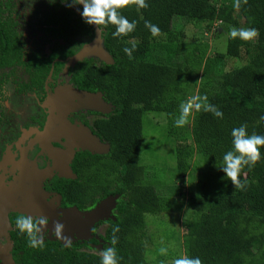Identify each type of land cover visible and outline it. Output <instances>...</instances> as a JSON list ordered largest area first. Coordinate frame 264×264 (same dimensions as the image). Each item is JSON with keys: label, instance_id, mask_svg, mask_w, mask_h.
Here are the masks:
<instances>
[{"label": "trees", "instance_id": "trees-1", "mask_svg": "<svg viewBox=\"0 0 264 264\" xmlns=\"http://www.w3.org/2000/svg\"><path fill=\"white\" fill-rule=\"evenodd\" d=\"M146 3L148 8L129 5L119 9L129 21L137 22L135 30L128 35L114 37L116 25L111 23L100 26L102 45L111 56L110 62L97 65L88 59L79 63L74 74L81 90L100 93L114 107L112 113L95 121L96 129L91 131L110 145L108 158L96 154L103 168H97L92 180L94 195L103 192V196L108 194L106 198H115L114 216L108 218L110 226L103 251L114 247L119 264H147V246L142 237L148 226L146 215L166 210L169 201L161 197L157 184L148 178L140 162L145 117L165 113L175 122L180 116V105L193 94L189 92L193 73L202 70L208 79L199 88L197 102L215 106L223 112V118L201 108L192 111L188 123L180 127L181 133L169 129L175 140L180 177L192 175L199 163L214 169L208 172L207 181L198 190L189 192L187 206L191 215L184 223L185 257H199L203 264H264V146L260 148L261 160L241 171V181L247 182L244 190L235 189L222 171L224 154L234 151L233 128L246 125L249 135H264V119H261L264 117V0H248L247 4L241 0L239 9L233 6L234 0H146ZM5 11L0 1V96L17 64H24L30 70L35 66L30 82L22 84V89L41 84L50 69V59L41 60L37 56L31 62L23 59L20 35L12 16L3 17ZM67 12L62 19L59 16L52 22L61 19L62 25L56 31L69 45L77 35L94 36L93 25ZM176 16L203 21L206 31L216 30L219 35L222 33L219 26L230 31L233 27L240 28L243 20L244 28L258 31V40L252 43L239 37L233 39L229 34L223 52L208 54L207 41L186 42L179 38L172 27ZM145 21L157 25L160 34L153 36ZM133 44L135 48L129 58L124 48L132 49ZM244 51L245 63L226 69L217 83L210 84L208 80L218 64L226 57L243 58ZM158 52L161 56L156 60L153 55ZM7 67H13L12 73L4 72ZM204 97L207 101H203ZM111 176H116V181ZM89 184L82 177L79 181H55L53 185L61 192L64 202L82 207L88 196L93 195L88 193L92 187ZM18 217L12 218L13 224L16 225ZM116 228L119 230L114 233ZM113 235L117 238L115 244H112ZM12 239L16 245L13 260L17 263L101 264V254L79 250L88 243L64 244L59 239H45L42 247L33 248L17 226Z\"/></svg>", "mask_w": 264, "mask_h": 264}, {"label": "rangeland", "instance_id": "rangeland-1", "mask_svg": "<svg viewBox=\"0 0 264 264\" xmlns=\"http://www.w3.org/2000/svg\"><path fill=\"white\" fill-rule=\"evenodd\" d=\"M10 1H12L13 4V8H11V15L17 21V29L25 34L24 39L27 43L28 51L30 52L34 48L39 47L44 51L48 50V46L41 41V38L43 37L40 26L39 24L35 23L33 25V23H31L32 13L29 12L43 13L53 0ZM74 9L77 10L79 8L74 7ZM78 12H80L79 14L81 15L82 11L78 10ZM240 21V28H244L243 20ZM172 25L173 30L178 32L179 38L183 41H207L209 43L208 54H213L217 51L223 52L226 49V43L230 31H228L225 26L218 27L219 32H222L221 35H219L215 32L216 30H214L213 33L206 31L205 22L192 20L185 16H176ZM257 40L258 35L249 42L255 43ZM86 47L87 45H85L83 49ZM243 55V58L226 57L225 61L223 60L220 64H218L215 67L213 76L210 80H208L210 84L212 82L217 83L218 77L226 69L245 63V51ZM160 56L161 55L158 52L153 55V58L157 60ZM110 57L111 56L107 54L104 46L100 43L96 47L86 50L77 60L92 58L95 64L102 65L110 62ZM73 62L74 61H71L70 64ZM15 77L21 80L28 79L27 73L22 69H20L17 75H10L7 78L6 85L3 88V93L0 96V102L3 104L2 110L0 111V169L7 164L4 160L8 161L10 158L9 155H11L15 160H23L25 155L30 154L31 148L28 145L27 147L25 145L29 141L31 130L37 129L38 126L37 124H33L29 118L41 115L40 113L43 112L39 109H46L47 112H51V115L53 113L52 116L50 115V119L47 120V123H49V134L43 144L46 151L48 149L50 153L57 154V157H61L66 153L70 156L72 155L73 150H67L63 153L61 150H57V148H55L51 143V140H53L52 134L58 131L62 122L64 123V126L62 127L63 130L60 131V138H64L66 133H72L75 130V132L68 137V144L70 146L74 145L71 149H74L75 151L78 149L84 150V148L91 149L88 146V142H91L92 140L93 142H91V144L93 146L97 145V140L99 139L91 133V130L87 128L88 131H86V129H83L82 127L81 129L76 125V123L71 122L68 115L70 112L79 113L83 111L111 112V105L101 99L102 96H100V94L96 93L97 95L94 94L93 96H90L91 94H84L90 96V99L86 101V96H81L84 100L82 104V102L79 101L75 95L80 96L81 93L85 92L73 87V85L70 84V74H67V71L63 70L62 75L59 76V80H61L60 82L62 85L56 89L54 94L51 93L48 98L42 101L40 99V95L35 91L27 93H25L26 91H16L14 89L15 84H12ZM207 79V77H204L202 70H195L193 73V81L189 88V92H192L193 94L189 95V99L199 96V88L202 83L206 82ZM68 82L69 84H67ZM60 99H62L61 104ZM100 99L102 103H100ZM39 102L42 103V107H39ZM90 118L94 119L95 117L92 116ZM189 124L191 125V123ZM169 129L176 130L175 134L181 133L180 127H176L175 122L166 117L165 113H151L149 117L148 115L145 117V140L140 154V162L144 166L148 178L157 184V189L161 197H165L166 200L169 201V203H167L168 207L166 210H163L158 214L146 215L148 226L145 233L143 234L142 232V237L144 238L147 246V264H173L175 259L185 257L183 235L186 226L184 223L186 217L191 215V210L187 206L189 192L198 190L201 185L207 181L208 172L214 170L213 168H209L199 163V165H196L195 171L192 172V175L186 174L183 177H180L177 174L178 165L175 151V140L169 135ZM82 136H84V140L86 141L83 140ZM99 142L98 145L102 148L105 143ZM97 147L95 149L92 148L91 150H99ZM14 148L19 149L20 153L12 155ZM106 148L108 147L106 146ZM99 152H102V150L100 149ZM60 162L64 165L65 158L60 160ZM24 172L25 171H23L21 175H23ZM29 172L30 174L28 173L26 177L30 175L29 178L33 180H28L26 184L22 186L19 183L21 177L20 172L18 173L19 177L15 180V182L7 183L6 186L2 184L4 188L8 189V194L10 195L8 197H2L3 199L0 201V256L2 257L1 261L6 259L3 264H10L7 259L11 258L8 253L10 243L7 240H4V232L6 233L10 228L8 214L11 211L25 213L36 218L44 216L43 218L47 220L52 218V222H50V224L48 223L45 227L41 226L43 229V235L47 232H50L51 235L52 232L55 231L54 226L56 222L64 225L62 230L64 236L68 231L70 234L73 232V229H68L69 227L67 225L74 227V223L69 222L70 220H73V216L69 213H72L71 211L74 210L62 211L57 208L58 203L55 204L54 201L53 204L48 202L46 200L48 198V192H46L43 187V180L45 179L46 174H42V172L35 173L36 166L34 169L29 170ZM36 174L40 175V181L39 177L35 176ZM70 174L67 168V172H63L61 175L69 177L68 175ZM2 176L3 173L0 172V179L4 180ZM23 181L25 182V179ZM109 200L110 201L103 200L91 213L89 212L86 215L92 220H97L100 217H104V214H109L115 204V198L111 197ZM100 204L106 206V209L103 210V212H100L98 209ZM96 211L98 212L97 215H95ZM73 213H77L79 218L82 219L81 213L76 211ZM106 226L107 225H102L98 228V235L104 233ZM86 233H88V229L86 230ZM67 237L69 239L72 238L70 235ZM79 237L84 238L85 236L80 233ZM161 248L167 249V253L161 254ZM96 251L101 253L102 250L100 248H96ZM0 264H2V262H0ZM11 264L15 263L12 262Z\"/></svg>", "mask_w": 264, "mask_h": 264}, {"label": "flooded vegetation", "instance_id": "flooded-vegetation-1", "mask_svg": "<svg viewBox=\"0 0 264 264\" xmlns=\"http://www.w3.org/2000/svg\"><path fill=\"white\" fill-rule=\"evenodd\" d=\"M3 3V7L6 9L5 12H2V15L4 18H8V16H12L11 15V8H13V4L12 1L10 0H6V1H2ZM72 0H53L51 1V4H49V7L43 12V13H38V12H29L32 13V20L31 23H33V25L39 24L41 32H42V37L41 41L44 42V44H46L48 47V50L44 51L42 50L40 47L39 48H34L33 50H31L30 52L27 49V43L24 39V33L21 32L19 29H17V21L15 20V18L12 17L13 19V23H14V27L18 33V35H20V41H21V45L23 46V50H24V57L23 59L26 62H31L32 58L36 57L37 58H41V60L43 59H50V69L47 72V74L44 76L43 78V82L41 84L38 85H33L31 87H27L22 89L20 86L22 84L25 83H29L31 80V75L32 72L31 70L35 69L34 67H31L32 69L30 70L29 68H27L24 64H17L14 69L13 67H7L4 72L9 73V71L11 72L12 69L14 70V72L12 73V75H17V73L20 71V69L24 70L27 75H28V79L26 80H21L18 79L17 77H15L14 81L12 82V84H15L14 89L18 92H37L40 95V99L42 101H44L46 98H48L50 96L51 93L54 94V92L56 91V89L58 87H60L62 85V83L60 82L61 80H59V76L62 75L63 70L67 71V74H70V84L73 85V87L81 90L78 86H77V82L74 79V74H75V69L77 68V66L79 65L80 62H84L85 60L88 59H92V58H86V59H79V60H73L74 57L79 54L80 51H82L83 47H85V45H89L91 44L95 37H96V26L93 25L94 27V36H81V35H77L74 37V43L72 45L68 44V40L65 39L63 36L58 35V31H56V28H60V26L62 25L61 23V19L63 15H67V11H70L71 14L75 15L78 18H83L82 15H80L78 12L79 11H83V9L80 7L83 5L80 4H75L73 6H69V4H71ZM9 7V8H8ZM74 7H77L79 9L75 10ZM61 17L60 20L57 21V23L52 22L53 20H56L58 17ZM60 21V22H59ZM101 28V27H100ZM55 29V30H53ZM103 30L101 28V35L103 37ZM69 49H74V53H68L66 52ZM71 61H74L73 63L70 64ZM93 63L94 60L92 59ZM11 75V74H9ZM7 82V81H6ZM69 84V82L67 83ZM6 83H4L3 88L5 87ZM83 91V90H81ZM86 92V91H85ZM3 93V90H2ZM1 93V95H2ZM89 93V92H88ZM4 96V95H3ZM4 99V98H3ZM5 101V100H4ZM77 104V103H75ZM111 105V104H110ZM2 106L3 104H1L0 102V111L2 110ZM39 107H42V103L39 102ZM112 109L114 108L111 105ZM41 110L40 113L41 115L36 116V117H30V121L33 124H37L38 128L31 130V135L29 136V141L28 143L25 145L27 147V145L31 148V152L30 154H27L23 157V160L19 159V160H15L14 158H12L11 155H9V159L4 160V162H6L7 164L4 165V167L2 169H0V172L3 173V178L4 180L0 179V201L3 199L2 197H8L10 196L8 194V189L4 188L2 184H4L6 186L7 183H12L15 182V180L19 177L18 173L20 172V175L22 174L23 171L24 174L21 175L20 177V184L21 186L26 184V182L28 180H33L30 179L29 176L26 177V175L30 172L29 170H32L35 168L36 166V172H42L46 174L44 181V189L46 192H48V198L46 199L48 202H51L53 204V201L57 204V208L62 210V211H69V210H74L78 213H81V218H79V215L77 213H73L74 211H71L72 213H69L70 215L73 216V220H70L69 222L74 223V227L67 225L69 228L68 229H73V232L70 234V232L68 231L67 234H65V236H71L72 238L70 239L71 243L70 244H75V243H80V244H84V243H88V246L83 245L82 247L79 248V250H83V251H89V252H94L97 254H103V248L104 245L107 244V240H106V233L107 230L109 228V224L110 222L108 221V218L113 217V211L114 208L111 209V212L109 214H104V217H100L97 220H92L90 217H88L86 214L87 213H91L97 205H99V203H101L103 200H105V198L108 196L104 195L103 196V192L99 193L98 195H94V188H93V184H92V180L94 179V177L97 174V168L98 169H102L103 164L102 161L99 159V161L97 162V158L95 156H97L96 154H100L102 156L106 157L107 153L109 152L110 149V145L108 141L102 140V143H105V145H103V147L101 148L99 145L93 146L91 144V142H93V140L91 142H88V146L92 149V148H97L100 150H102V152H99L98 150L92 151L91 149L88 148H84V150L78 149V150H74L71 149L74 145L70 146L68 144V137L69 135H71L73 132H75V130L72 133H66V136H64V138H60V134H61V130L62 127L64 126V123L62 122V124L60 125V127L58 128V131L53 135V140H51L52 145L57 148V150H61L63 153H65L64 151L67 150H73L72 151V155L70 156L68 153L62 155L61 157H57L55 153H50V151H46V149H44V141L47 137V135L49 134L48 132V124L47 123L48 119H50V117L53 115H51V112H47L46 109H39ZM113 110H111V112H102V111H90V112H79V113H74V112H70L68 117L70 118L72 123H76V125L78 127H82L83 129H86V131H88L87 128H89L91 131H93L95 128V121L98 118H104L106 117L108 114L112 113ZM77 112V111H75ZM51 115V116H50ZM97 115V117H96ZM94 116L95 118L92 119L90 117ZM52 119V118H51ZM24 121V118H23ZM88 126V127H87ZM81 128V129H82ZM21 133V132H20ZM92 133V132H91ZM93 134V133H92ZM94 135V134H93ZM97 136V134H96ZM83 140H84V136ZM91 137V136H90ZM92 138V137H91ZM86 141V140H84ZM106 146L108 148H106ZM14 152L12 153V155L19 154L20 151L19 149H13ZM56 150V151H57ZM5 152H9V151H5ZM89 152V153H87ZM74 153V154H73ZM65 158V166L62 164V162H60V160H63ZM103 158V160L105 159ZM25 159V160H24ZM77 160V161H76ZM106 160V159H105ZM22 161V162H20ZM67 162V164H66ZM67 168L69 171L68 175L69 177H65L63 175H61L63 172H67ZM61 173V174H60ZM37 177H39V181H40V175H35ZM26 177V178H25ZM83 178H87L89 180V182L92 185L91 190H89V195L92 193V196H88V200L86 201V203L84 204V206L80 207L79 205H75L72 203H66L63 200L62 194L60 191L56 190L54 188V182L55 181H60V180H72V181H79ZM29 178V179H28ZM25 179V182L23 181ZM111 179H115L116 181V176H111ZM37 180V179H36ZM38 181V180H37ZM110 190L112 189L109 188ZM108 199V198H106ZM3 202V201H2ZM26 216L27 214L25 213H21V212H15V211H11L8 214V219L10 221V228L9 231H7L6 233L4 232V236L5 239L10 243V249H9V255L11 256L10 259H7L10 264L12 262H14L13 260V256H14V251H15V241L12 239V232L16 229V225L13 224L12 222V218L13 217H17V216ZM76 215V216H75ZM40 218H36L34 217V223L39 220ZM50 222H52V218H50L48 220V223L50 224ZM80 225V226H79ZM102 225H107L105 228L104 233H101V235H98V228ZM79 226V227H78ZM88 229V233H86V230ZM48 231V230H47ZM46 231V232H47ZM54 232H52V234L50 235V232H47L43 235V239H59L61 240L64 244H69L67 243L65 240L61 239V238H57L55 235H53ZM82 233L84 234V238L79 237V234ZM93 240H96L97 242H94ZM96 248H100L102 251L101 253H99L98 251H96ZM0 252H1V248H0ZM3 254V253H2ZM1 254V255H2ZM2 257L0 256V262H2V264L4 263V261H6V259H4L3 261H1ZM15 264H22V263H17L14 262Z\"/></svg>", "mask_w": 264, "mask_h": 264}, {"label": "clouds", "instance_id": "clouds-1", "mask_svg": "<svg viewBox=\"0 0 264 264\" xmlns=\"http://www.w3.org/2000/svg\"><path fill=\"white\" fill-rule=\"evenodd\" d=\"M244 4L248 3V0H243ZM75 4L83 5V11L81 15L86 23L90 25H95L98 29L101 25H107L109 23L116 25V31L113 33L114 37H119L122 35H128L130 32L134 31L137 22L129 21L126 17L119 13V9L135 5L138 8H148L149 5L146 0H72L69 6ZM236 9L241 7V0H234V5ZM145 27H147L153 36L160 34V28L157 25L152 24L150 21H145ZM231 38L235 39L239 37L242 40L250 41L258 35V31L255 28H236L230 29ZM135 48H124V52L132 57V51ZM200 98L193 97L188 101L180 105V116L175 121L177 127H183L188 123V117L193 110L200 111L203 108L204 111L212 112L216 117L223 118V112L217 109L215 106L197 102ZM203 101H207V97L203 98ZM264 119V117H261ZM231 135L233 137L234 151H228L223 157L222 171L226 174V177L235 186V189L244 190L247 182L241 181L240 175L244 167H254L257 162L261 160L260 148L264 146V135L251 134L247 132L246 125H241L240 127L233 128ZM34 223V217L31 215H22L16 219V226L19 228L21 233H24L28 237V244L30 247L37 248L44 245L43 239V229L41 226H47L48 220L44 219V216ZM55 231L53 235L57 238L65 240L67 243H71L70 239L63 235L64 225L56 222ZM119 229H114V233ZM117 242V238L113 235L112 244ZM161 254H166L167 249L161 248ZM101 264H119L117 253L114 247H108L103 251L101 257ZM173 264H203L199 257L188 258L182 257L175 259Z\"/></svg>", "mask_w": 264, "mask_h": 264}, {"label": "water", "instance_id": "water-1", "mask_svg": "<svg viewBox=\"0 0 264 264\" xmlns=\"http://www.w3.org/2000/svg\"><path fill=\"white\" fill-rule=\"evenodd\" d=\"M96 37H95V39H94V41L91 43V44H89V45H87V47L86 48H84L82 51H80L79 52V54H77L75 57H74V59L73 60H76V59H78V58H80V56L86 51V50H89V49H92V48H94V47H96L98 44H102V35H101V31H100V29H98L97 27H96ZM79 90V89H78ZM83 92H85V91H83ZM84 94H91L90 96H93L94 94H96V93H88V92H85V93H81L80 94V96L79 95H75V97H77L78 98V100L79 101H81L82 102V104H83V102H84V100L81 98V96L83 97V96H86L85 98H86V101H88L89 99H90V96H87V95H84ZM97 94H100V93H97ZM96 94V95H97ZM100 96H101V94H100ZM101 99H102V97H101ZM101 99L99 100L100 101V103H102L101 102ZM61 100L62 99H60V104H61ZM97 137V136H96ZM98 138V137H97ZM99 139V138H98ZM100 141V139L99 140H97V145H98V142ZM101 142V141H100ZM99 142V143H100ZM99 151V150H98ZM111 198V197H110ZM105 201H110L109 200V198L108 199H105ZM107 203V202H106ZM99 210H100V212H103V210H105L106 209V206L104 205L103 206V204H100V207L98 208ZM97 211L95 212V215H97ZM97 217V216H96Z\"/></svg>", "mask_w": 264, "mask_h": 264}]
</instances>
